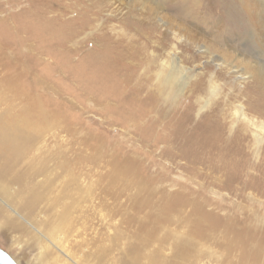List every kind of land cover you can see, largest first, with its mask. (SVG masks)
<instances>
[{
    "label": "rangeland",
    "instance_id": "rangeland-1",
    "mask_svg": "<svg viewBox=\"0 0 264 264\" xmlns=\"http://www.w3.org/2000/svg\"><path fill=\"white\" fill-rule=\"evenodd\" d=\"M44 1L0 0V19L6 18L10 26L30 21L35 27L55 28L62 17L49 5L63 4V21L74 26L67 30L81 32L74 39L76 46H49L48 38L42 46H9L6 52L11 65L17 55L21 68L37 73L43 86L36 92L49 95L52 108L59 109L61 128L53 127L37 139L32 153L50 158V168L62 156L69 159L68 172L78 179L81 197L78 193L80 206L72 204L75 208L64 222L75 229L72 235L78 232L77 240L87 242L86 249L76 250L71 236L66 248L73 262L60 252L54 260L58 251L13 212L33 237L10 230L3 235L0 228V247L17 264H95L91 254L103 249L101 264H120L126 243L137 232V223L126 227L121 218L136 214L131 206L140 187L143 196L153 190L154 207L144 208L139 217L179 202L182 212L171 211L174 219L202 204L205 224L217 226V238L222 223L245 215L256 217L253 225H264V133L258 141L255 137V126L264 123V80L236 53L247 46H264V41L250 37L255 31L243 9L248 3L262 7L264 1ZM221 1L233 3L238 12L227 13ZM3 68L4 75L8 69ZM234 68L250 77L242 79ZM246 159L251 168H245ZM112 168H118L120 177L113 185L108 176ZM252 183L253 189H239ZM108 187L114 199L107 197L103 206L90 199L89 191L103 196ZM163 191L168 194L165 201ZM58 210L52 211L53 218ZM116 230L123 232L122 240L108 241ZM43 243L50 248L43 249Z\"/></svg>",
    "mask_w": 264,
    "mask_h": 264
},
{
    "label": "bare ground",
    "instance_id": "bare-ground-1",
    "mask_svg": "<svg viewBox=\"0 0 264 264\" xmlns=\"http://www.w3.org/2000/svg\"><path fill=\"white\" fill-rule=\"evenodd\" d=\"M223 3L224 2L221 1V5ZM62 5H49L51 10H57V16H60V18L62 17V23L55 28L49 25L35 27L30 21L18 22L10 26L6 18L0 19V68L4 67L8 69V72L4 75L0 71V201L3 203V205L0 203V228L3 235L8 236L10 230L13 232H20V234L27 235L30 238L33 237V234H31L26 226L12 216L11 213L13 212L26 224H29L35 230L39 231L40 234L52 244L56 251H58L53 257L54 260L59 257L60 252L66 256L67 260L73 262L69 256L70 252L67 249L69 247L68 242L69 239H71L70 237H74L75 246L73 244V247L76 248V250L81 247L84 250L86 249V247H83L86 241L84 239L77 240V237H80L78 232L72 235L75 229L72 230L69 228V225H67L69 222H67V220V224L64 222L65 219H70L69 217H71L69 216L71 214L70 210L75 208L72 204L80 206V204H78L79 201H77L79 199L77 196L79 193V188H77L79 181L77 178H74L72 173L69 174L68 164L70 161L67 157L62 156V160L59 159L54 163V167L50 168L48 162L50 158L44 159L32 153L37 139L41 138L43 134L53 127L59 126L61 128L60 117L57 115L59 111H56L58 108H52L55 103L49 102V95L42 96L36 92L38 88H42L43 86L41 85L42 80L38 78L37 73L21 68L20 66L22 63H19L20 56L17 55L15 58L17 61L13 63L14 65H11L9 63L11 60L9 57L10 54L6 52L7 49H10L9 46H19V48L20 46H42V42L48 40V38L52 41L50 45L48 43L49 46H76L74 43L77 42L74 41V39L78 36L80 31L67 30L74 26L71 25V27H69V20L63 21L64 16L62 12L65 8ZM223 5L225 11L229 14L238 12L233 3L225 2ZM243 9L246 11V20L248 24H250L255 31V34L252 32L250 37H255V42H257V40L260 42L264 41V5L261 7L254 3H248L247 5L243 4ZM47 12L51 11L48 10ZM16 18L17 17L14 16L11 17L10 20L12 19L14 21ZM74 21H76V18ZM22 32L27 34L24 37H19ZM256 48L255 46H247L236 53L238 56L241 55V63L257 68V72L264 80V46H256ZM235 49H237V47ZM238 50L239 49L236 51ZM21 54L22 52L20 51L18 55ZM217 59L221 61L220 63L230 64L220 57H217ZM233 67L235 66L230 64V68ZM234 69V73H239L242 79L250 77V75L241 68ZM31 77L33 79H31ZM255 128L257 131L255 137H257L258 141V137L264 133V123L255 126ZM228 150L229 148L227 151ZM246 156H248L247 153ZM244 165L245 168H251V164L247 159ZM117 169L118 168H112L108 175L111 185L115 184L117 179L118 181L120 180ZM65 172L70 176L67 180L65 179ZM241 172L238 173L241 174ZM40 177H42V179H39ZM253 185L254 183L246 184L239 189H253ZM142 190V187L138 189L136 200L131 206L136 214L128 215L127 213V215H125V213L124 216L121 215V221L126 227L133 223H137V232L131 236V240L128 244L125 242L126 246H128L123 249L124 252H122L123 256L120 260V264H264V225H253L252 221L256 217L251 218L249 215L246 217L244 213L245 217L240 221L230 220V222L225 221L222 224L220 223L223 228L222 235L220 238H217L213 234L217 226L214 224H205L207 216L206 212L203 211L202 204H193L194 208H192L188 215L178 216L179 218L177 217V219H174L175 216L172 217L174 213L171 214V211H175L179 214L182 212L183 203L180 204L179 202L174 205L170 204L169 206L165 205L160 207V212L158 214L147 213L143 215V217H139L138 214L142 212L144 208L148 206L154 207L152 201L153 190L149 189L148 191L147 189L146 196L142 195ZM256 192L258 193V191ZM88 193L90 194V199L92 200L94 197L98 202L94 201L100 206L106 203L107 197H111L112 199L115 198L113 197L115 194L111 187L104 190L103 196H101L100 193L96 194L90 191ZM261 194H263V192H261ZM78 195H80V193ZM119 195L120 193L117 194V196ZM167 197L168 194L163 191L162 201H165ZM81 199L82 198H80V200ZM12 204L15 205V208ZM40 205L42 206L40 207ZM71 205L73 207H71ZM95 205L96 204H94L93 207ZM5 206H7L9 210H7ZM79 206L78 208H80ZM57 207H60L61 210H58L56 215L53 214L55 215V218H53L54 216L52 217L51 213ZM209 213L211 212H208V215ZM113 215L115 216L116 214ZM76 216L78 217L77 214ZM172 225L175 226L171 227ZM179 226L182 230L186 228V232L179 231L177 228ZM122 233L123 232L116 230L113 235L108 236L107 240L116 243V241L120 240ZM42 248L47 249L50 247L43 243ZM213 248L215 249L213 250ZM108 250H110V248ZM102 253H104V249L98 254H91V257H93L96 262L95 264H101L103 259ZM46 255L52 257L53 253L48 252ZM80 255H82V261L86 262L88 260L84 252Z\"/></svg>",
    "mask_w": 264,
    "mask_h": 264
},
{
    "label": "water",
    "instance_id": "water-1",
    "mask_svg": "<svg viewBox=\"0 0 264 264\" xmlns=\"http://www.w3.org/2000/svg\"><path fill=\"white\" fill-rule=\"evenodd\" d=\"M0 264H17L11 256L0 247Z\"/></svg>",
    "mask_w": 264,
    "mask_h": 264
}]
</instances>
